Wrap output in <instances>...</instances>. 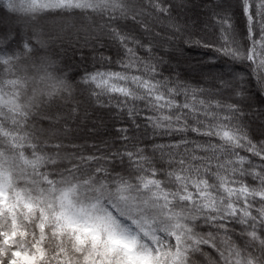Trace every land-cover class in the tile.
<instances>
[{
    "label": "snow or ice",
    "instance_id": "1",
    "mask_svg": "<svg viewBox=\"0 0 264 264\" xmlns=\"http://www.w3.org/2000/svg\"><path fill=\"white\" fill-rule=\"evenodd\" d=\"M190 5L0 0L23 30L11 53L17 29L0 31V264H264V0H205L200 32ZM68 33L115 58L73 83L48 52ZM173 45L213 53L201 80L165 74ZM77 94L113 135L72 136Z\"/></svg>",
    "mask_w": 264,
    "mask_h": 264
},
{
    "label": "trees",
    "instance_id": "2",
    "mask_svg": "<svg viewBox=\"0 0 264 264\" xmlns=\"http://www.w3.org/2000/svg\"><path fill=\"white\" fill-rule=\"evenodd\" d=\"M205 0H192V3L197 5V7L189 6L191 10L186 11L181 14V18L186 20L189 28L194 32H200L204 26L206 16L203 10L199 7ZM2 9V6H0ZM77 23H79V15L74 17ZM61 18L57 15H52L48 21H60ZM63 22V21H62ZM61 22V23H62ZM60 23V24H61ZM9 26L17 29L19 33L16 38L10 41V47H6L5 51L11 53L12 51L18 50L23 44V30L21 29L19 23L12 19L11 17L0 16V31H7ZM163 32V29H160ZM70 34V33H68ZM67 35V34H66ZM64 35V36H66ZM55 37V36H53ZM161 44L164 43L163 36L157 38ZM66 40H70L68 44L65 43ZM65 41L61 39H54V42L50 44L48 49L49 54L53 59L59 61V66L62 68H67L69 65L70 77L73 78V83L78 79L80 75L83 74V69L87 67L89 70L93 69V55L96 52H103L106 56H112L115 58L116 46L111 42H106L105 47L98 48L96 52L89 46H84L83 39H77L73 34L67 36ZM71 42V44H70ZM67 48H72L68 51ZM163 53V49H160ZM213 53H205L203 49H184L177 48L175 45L167 48V54L165 59L168 61V66L165 69V74H167L169 69L175 70L183 78L195 82L201 80V70L206 69L207 65L210 63L209 56ZM191 67L189 69L188 67ZM99 67V65H95ZM115 67V65H113ZM217 68L226 67L223 58L216 61ZM238 71H243L241 65H237ZM186 68V69H185ZM195 69V70H194ZM81 113L83 110L87 109V118L77 120L73 124L72 136L79 142L83 141H99L103 138H109L114 134L113 125L119 126V123L114 119L113 114L109 109L100 108L92 105L87 95L79 96ZM253 103L257 107L264 106V96L256 95L254 97ZM78 125V126H77ZM79 130V131H78Z\"/></svg>",
    "mask_w": 264,
    "mask_h": 264
},
{
    "label": "rangeland",
    "instance_id": "3",
    "mask_svg": "<svg viewBox=\"0 0 264 264\" xmlns=\"http://www.w3.org/2000/svg\"><path fill=\"white\" fill-rule=\"evenodd\" d=\"M62 22V20H60L59 22L58 21H47V24H48V28H49V31L52 33L53 36H55L56 34V31L58 30L59 28V25L60 23ZM71 35L70 34H67L66 36H63V38H61V40L65 41V39H67V36ZM70 40H66L65 43L68 44ZM71 44V42H70ZM192 66L188 67L189 69H191ZM186 69V68H185ZM195 70V69H194ZM79 131V130H78Z\"/></svg>",
    "mask_w": 264,
    "mask_h": 264
},
{
    "label": "bare ground",
    "instance_id": "4",
    "mask_svg": "<svg viewBox=\"0 0 264 264\" xmlns=\"http://www.w3.org/2000/svg\"><path fill=\"white\" fill-rule=\"evenodd\" d=\"M68 51L72 50V48H67Z\"/></svg>",
    "mask_w": 264,
    "mask_h": 264
}]
</instances>
